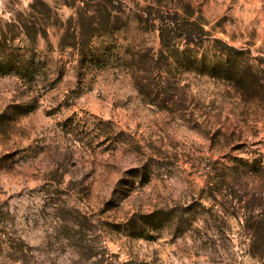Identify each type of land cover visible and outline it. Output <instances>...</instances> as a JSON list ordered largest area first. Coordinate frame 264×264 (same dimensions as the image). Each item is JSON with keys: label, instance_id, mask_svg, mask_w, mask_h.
Masks as SVG:
<instances>
[{"label": "rangeland", "instance_id": "obj_1", "mask_svg": "<svg viewBox=\"0 0 264 264\" xmlns=\"http://www.w3.org/2000/svg\"><path fill=\"white\" fill-rule=\"evenodd\" d=\"M119 2L0 0V264H264V0Z\"/></svg>", "mask_w": 264, "mask_h": 264}, {"label": "trees", "instance_id": "obj_2", "mask_svg": "<svg viewBox=\"0 0 264 264\" xmlns=\"http://www.w3.org/2000/svg\"><path fill=\"white\" fill-rule=\"evenodd\" d=\"M119 1L120 0H90L92 4L85 12L87 19H89L88 25L84 28L81 24L82 27L75 30L73 37L76 39H88V37L91 38L96 33L109 31L113 25V20L118 17L119 13L123 12L121 2ZM149 9V14H154V17L157 18V21L159 22L161 45L162 47H166L167 51H170L169 49L174 46V42L178 38L184 40L186 44L197 43L198 41L204 40L203 38L207 32L204 29V25L199 22L197 18H193V12L190 11L189 5L184 7L167 8L158 1L155 7L151 5ZM216 42L222 41L216 39ZM77 44V41H73L70 46L77 47ZM183 59H185V57ZM193 63H198V68H202V70H210V73L216 71L215 65L213 66L212 63L206 64L202 60L199 62L196 60ZM224 64L225 62H222L223 69L220 68L219 71L221 70L224 79H227L229 68L226 67V64L224 67ZM12 65L14 66L13 68H17L15 72L22 69V66H17L15 64ZM3 68H6L5 71L12 69L11 65ZM154 215L155 214H151V218L154 217ZM169 215V211L162 212V215L154 217L153 220L157 221V223H163L164 220H167Z\"/></svg>", "mask_w": 264, "mask_h": 264}]
</instances>
